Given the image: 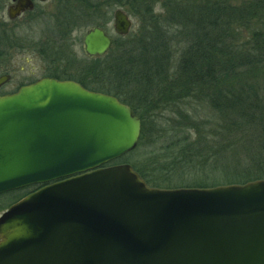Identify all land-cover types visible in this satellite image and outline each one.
<instances>
[{"label": "water", "instance_id": "1", "mask_svg": "<svg viewBox=\"0 0 264 264\" xmlns=\"http://www.w3.org/2000/svg\"><path fill=\"white\" fill-rule=\"evenodd\" d=\"M132 26L115 13L117 35ZM83 45L101 58L113 40L93 28ZM141 135L130 106L75 81L0 96V195L46 185L0 216V264H264V180L150 188L130 165L108 166Z\"/></svg>", "mask_w": 264, "mask_h": 264}, {"label": "trees", "instance_id": "2", "mask_svg": "<svg viewBox=\"0 0 264 264\" xmlns=\"http://www.w3.org/2000/svg\"><path fill=\"white\" fill-rule=\"evenodd\" d=\"M169 2L180 23L163 24L153 6L144 4L143 10H133L138 19L142 11L144 21L139 19L135 32L115 39L106 56L74 59L65 67L64 78L115 96L141 119L137 148L108 166L128 164L150 188L159 190L264 180V0L231 9L193 0ZM173 26L182 29L179 36L185 45L176 63L173 32H167ZM240 30L250 31L251 39L242 41ZM75 62L85 67L75 70ZM165 110L174 118L163 129V138H168L157 149L161 156L145 154L148 117ZM145 156L155 159L148 168ZM29 189L0 195L1 208L8 209L33 186Z\"/></svg>", "mask_w": 264, "mask_h": 264}, {"label": "flooded vegetation", "instance_id": "3", "mask_svg": "<svg viewBox=\"0 0 264 264\" xmlns=\"http://www.w3.org/2000/svg\"><path fill=\"white\" fill-rule=\"evenodd\" d=\"M20 1L0 0V77H9L8 82L0 87V96L15 94L22 87L44 78L75 81L71 78H64L66 66L60 58L62 51L64 52L62 58L67 57L68 61L74 58L72 57L74 52L71 51V48L75 47L74 35L78 32H85L79 40L85 54L83 41L91 29L104 30L112 38L114 44L115 37L111 35V32L115 33V13L120 10L131 19L123 9V0H27L28 2L24 4L23 2L20 4ZM126 2L133 6V4H138L139 0H126ZM17 9L20 12L15 15L13 12ZM10 11H13L14 17L11 16ZM47 18L51 24L46 25L39 40H33V30ZM115 36L124 37L116 33ZM31 48L37 49L40 60H43L45 64L29 69L14 68L11 64L13 52L18 49L25 51ZM85 56L89 58L86 54ZM44 186L46 185L33 186L31 192L21 199ZM26 188L31 189L32 186Z\"/></svg>", "mask_w": 264, "mask_h": 264}, {"label": "rangeland", "instance_id": "4", "mask_svg": "<svg viewBox=\"0 0 264 264\" xmlns=\"http://www.w3.org/2000/svg\"><path fill=\"white\" fill-rule=\"evenodd\" d=\"M193 1L197 5H204V4L210 3L212 5H215V7L217 8L231 9L235 7H241L246 3L253 2L254 0H193ZM144 4H150L151 7L153 6V9H154L153 13L156 14L157 16L162 17L160 18V21L163 24L169 23L172 25L171 22H175V21L180 23L178 19L173 18V8L175 7V5H171L169 0L155 1L153 2V5H152L151 0H140L138 4H135V5L133 4V6L128 4L126 0H123V9L125 12H127V14L130 15L133 21L132 32H135L138 29L139 24H140L139 19L143 20V17H142L143 12L141 11L139 13L140 18L138 19V17L135 15V12H133V10L134 8H138V7L139 8L141 7L143 10V6H145ZM48 20H49L48 18L47 20H43V23H40L35 27V30H33V40L35 41L39 40V38L42 36V33L45 30L46 25L51 24V22ZM170 29L173 32V35L171 36V39H170L171 44H172L171 47H173V62L176 63L179 57L181 56V50L184 48L185 45L181 43L182 39L179 36L182 29L180 27L173 26V27H170L167 30V32L170 31ZM84 34L85 32H78L74 35L75 47L71 48V51L74 52L72 55V57H74L72 61L74 59H78V61H84V59L87 58L83 52V49L79 41L80 38H82ZM238 34L241 35V40L244 42L249 41L251 39L250 31L240 30V33ZM111 35L114 36L115 39L118 38L115 36L114 31L111 32ZM62 54H64L63 51L61 52V56ZM12 56L13 57L11 59V64L17 70L21 67H25L26 69H29L33 67H39L42 64H45L43 60H40L37 49L33 50V48L26 49L25 51L23 49L15 50ZM61 56L60 58L62 59L63 65L67 66V64H69L67 57L63 56L62 58ZM90 59H94V58H90ZM72 66H73V69L79 70L85 67V63L75 62ZM201 110H204V112L208 113L207 109H201ZM172 118H174L172 112L167 111V110L157 112L156 114L154 113L153 115L148 117L147 129H146V133L144 135V140H143V150L145 154H149L150 152H155L156 155L162 153L161 151L157 149H159L163 145V142L168 138V137L163 138V134H165L163 129H167V126H169L168 120ZM153 124H154V127L152 128ZM176 135H180V134L177 133ZM157 156H161V155H157ZM153 158L154 157H151V156L143 157V161L145 162L146 165H148L146 166L147 168L149 167L150 162L155 160ZM158 158H161V157H158ZM2 204L3 203L0 200V216L4 212V210L1 208L3 206Z\"/></svg>", "mask_w": 264, "mask_h": 264}]
</instances>
